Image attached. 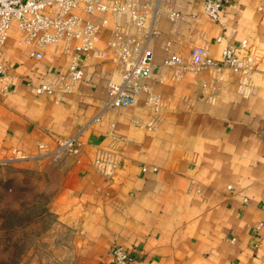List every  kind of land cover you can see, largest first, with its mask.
Here are the masks:
<instances>
[{
	"label": "crops",
	"instance_id": "obj_1",
	"mask_svg": "<svg viewBox=\"0 0 264 264\" xmlns=\"http://www.w3.org/2000/svg\"><path fill=\"white\" fill-rule=\"evenodd\" d=\"M202 3L162 0L146 79L163 99L159 114L145 104V91L132 105L103 108L110 84L121 79L108 41L125 14L90 15L101 23L95 48L75 88L60 97L36 86L46 74L66 72L78 40L40 48L11 27L2 47L10 89L0 92V163L15 149L26 155L22 166L52 163L51 209L69 232L74 264H108L113 243L131 254L129 264H264V227L255 226L264 216V79L243 93L239 73L227 66L177 77L164 62L173 54L189 62L196 45L218 61L226 42L246 38L264 69V0H225L220 21ZM168 9L182 17L171 21ZM37 49L42 58L32 54ZM76 132L77 150L61 151L59 140ZM101 150L119 162L111 176L93 163Z\"/></svg>",
	"mask_w": 264,
	"mask_h": 264
},
{
	"label": "built area",
	"instance_id": "obj_2",
	"mask_svg": "<svg viewBox=\"0 0 264 264\" xmlns=\"http://www.w3.org/2000/svg\"><path fill=\"white\" fill-rule=\"evenodd\" d=\"M224 1L203 0V11L213 20L220 21V8ZM78 7H81L86 15L75 11ZM107 10L123 13L127 20L122 25L114 26L108 41L113 62L121 67V79L118 83L110 84L103 108L132 105L135 103L136 94L145 91V104L152 112L159 114L163 99L160 94L152 91L146 79L154 66L150 41L158 33L155 20L164 12L162 0H0V92L6 93L10 89L9 63L3 56L2 47L13 24H18L25 31L27 42L34 41L40 48L59 42L62 38L66 41L71 38L78 40L66 72L46 74L36 86L38 93L56 94L60 97L75 88L82 77L85 58L95 48L101 23L94 21L90 15ZM165 12L173 22L182 17L181 12L176 9H168ZM222 37V34L218 35L217 40ZM32 54L43 57L41 49L32 51ZM259 61V55L248 46L246 38H242L238 44L226 42L218 61L202 45H196L192 49L190 61L187 63H184L178 54L170 55L164 60L165 63L176 66L177 77L184 69L210 67L218 70L227 66L239 73L238 87L243 93L251 89L254 78L264 79V69L257 67ZM97 118L98 116H95V119ZM78 132L59 140L61 151L77 150ZM25 157L21 150L15 149L10 158L1 163ZM93 163L107 176H111L119 165L115 155L106 150L99 151ZM147 168L144 164L141 169L145 171ZM152 169L155 170L156 166H152ZM244 200L246 201V198ZM260 207L264 211V201ZM255 226L264 227V216ZM107 255L108 264H129L132 261L131 254L118 243L109 246Z\"/></svg>",
	"mask_w": 264,
	"mask_h": 264
},
{
	"label": "rangeland",
	"instance_id": "obj_3",
	"mask_svg": "<svg viewBox=\"0 0 264 264\" xmlns=\"http://www.w3.org/2000/svg\"><path fill=\"white\" fill-rule=\"evenodd\" d=\"M0 163V264H74L69 232L51 209L52 163Z\"/></svg>",
	"mask_w": 264,
	"mask_h": 264
},
{
	"label": "trees",
	"instance_id": "obj_4",
	"mask_svg": "<svg viewBox=\"0 0 264 264\" xmlns=\"http://www.w3.org/2000/svg\"><path fill=\"white\" fill-rule=\"evenodd\" d=\"M55 213V212H54ZM56 214V213H55ZM56 217H57V215H56Z\"/></svg>",
	"mask_w": 264,
	"mask_h": 264
}]
</instances>
